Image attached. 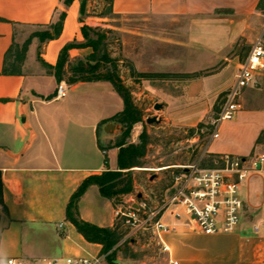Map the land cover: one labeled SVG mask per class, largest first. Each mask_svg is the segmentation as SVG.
<instances>
[{"label": "crops", "instance_id": "0c3cea01", "mask_svg": "<svg viewBox=\"0 0 264 264\" xmlns=\"http://www.w3.org/2000/svg\"><path fill=\"white\" fill-rule=\"evenodd\" d=\"M65 1L0 0V259L39 262L103 254L102 245L87 242L67 219V207L88 178L119 169V137L125 129L115 135L106 130L110 125L122 126L113 119L125 104L107 81L68 84L67 97L56 98L59 82L53 68L63 48L85 43L81 28L94 27L98 19L92 13L95 1H88L82 19V0L70 6ZM98 3L101 7L104 0ZM263 11L264 0H114L112 20L168 26L170 34L163 39L172 47L170 63L165 65L170 69L156 72L177 76L163 81L143 79L141 85L163 106L161 122L194 128L210 113L203 112V104L215 105L234 84L249 47L261 35ZM63 14L61 35L44 42L32 39L20 73H5V68L13 66L18 47L37 32H52ZM92 53L91 48L72 49L70 62L75 64ZM140 72L151 71L142 68ZM109 100L113 109L107 105ZM219 135L208 146L209 157L264 156V70L245 90L235 118L221 123ZM144 157L143 165L132 171L145 168ZM136 185L134 181L133 193L151 201L164 190L139 191ZM78 210L83 221L100 228H114L119 222L116 212L123 211L103 197L96 185L81 197ZM255 226L241 224L236 233L215 235L181 228L162 234V242L149 235L155 237L156 260L165 264L170 258L179 264H264V229L256 233ZM134 233L146 236L145 231L127 236ZM125 238L119 247L127 242ZM162 243L169 252H164ZM116 259L118 264H131Z\"/></svg>", "mask_w": 264, "mask_h": 264}, {"label": "rangeland", "instance_id": "374dc122", "mask_svg": "<svg viewBox=\"0 0 264 264\" xmlns=\"http://www.w3.org/2000/svg\"><path fill=\"white\" fill-rule=\"evenodd\" d=\"M93 1H95L93 5L96 6V9L92 13L94 17L98 18L94 21V24H96L94 27L113 30V33L110 34L108 50L111 57L118 60L116 70L108 65L103 69V72H107V70L116 72L122 83L129 90L132 103L142 116V122L133 127L130 137L126 139V143L138 144L143 132L148 135V146L144 157L146 166L143 170H133L129 174H131L133 181L137 182L136 186L139 191H156L158 188L167 189L170 185L173 170L162 172L157 170L169 165L193 164L199 160L203 152L201 147L207 142L211 134L210 124L218 118L223 102L218 99L213 106L211 104H203V112L209 111L210 113L203 122L194 128H176L171 124H164L163 121L160 124H148V119L150 118L157 117L162 120L160 117L161 111L155 109L158 100L153 96H149L145 87L141 85L143 79H140L138 74L141 73L140 69L142 68L151 71L147 74H157L156 69L164 71L170 69L169 66L165 65L170 63L172 47L170 42L163 39L170 34V30L167 28L168 26L131 23L123 18L103 21L100 15L103 13L106 4L104 2L99 7L98 0ZM91 6L92 4H90ZM108 25L110 26L107 27ZM260 30L261 34H264V11L262 12ZM139 33H142L143 40H141ZM249 49L251 50L250 47ZM90 55H84L82 58L77 59L76 63L79 61L86 62ZM158 74H167L171 79L177 76L171 73ZM107 105L111 109L115 107L110 100ZM124 129L123 125H114V128L107 134L115 135L120 131H124ZM119 138L122 140L123 135ZM213 160L214 157H208L204 161L203 166L214 167ZM261 188L262 180L258 176L250 178L242 184L241 192L245 201L242 224L245 227L252 228L264 220ZM132 195L133 197H131ZM132 195L116 197V205L126 211L129 208L131 199L134 201L138 200L136 193ZM145 233V237L140 236L138 233L131 235L127 242H124L119 247L116 258L120 257L124 263L127 260L131 264H165V260H156L155 237L152 234L149 235V232ZM130 240L134 242H130Z\"/></svg>", "mask_w": 264, "mask_h": 264}, {"label": "built area", "instance_id": "2783aa9c", "mask_svg": "<svg viewBox=\"0 0 264 264\" xmlns=\"http://www.w3.org/2000/svg\"><path fill=\"white\" fill-rule=\"evenodd\" d=\"M263 70L264 34H261L255 40L247 59L241 64L234 84L224 96L221 112L211 123L213 131L199 160L188 166L173 168L169 187L157 195L155 201H151L149 197L137 201L132 199L126 211L116 212L118 219H125L124 226L129 232H150L156 235L160 242L162 234L174 233L181 228L208 235L236 233L242 224L245 205L241 192L242 184L255 176L262 180L261 200L264 208V156L243 158L226 154L214 158V167L203 166L209 157L208 146L220 136L221 123L235 118L242 108L245 90L254 85L255 77ZM67 94L68 84L62 81L57 87L56 98L65 99ZM263 229L264 220L254 227L256 233ZM128 238L126 236L124 241ZM162 248L164 252H169V248L163 243ZM0 264H108V262L107 255L101 254L67 256L63 259L39 262L7 258L0 259ZM168 264L179 262L170 258Z\"/></svg>", "mask_w": 264, "mask_h": 264}, {"label": "trees", "instance_id": "16d2710c", "mask_svg": "<svg viewBox=\"0 0 264 264\" xmlns=\"http://www.w3.org/2000/svg\"><path fill=\"white\" fill-rule=\"evenodd\" d=\"M73 1L75 0H66L65 5L70 6ZM88 1L89 0H82L81 2V19L86 16ZM104 2L106 5L100 18L112 19L114 16V0H104ZM64 19L65 14L61 16L60 22L52 28V32H37L21 47H18L14 55L15 59L13 66L11 68H5L4 72L19 74V68H21V65L26 59L32 39L37 37L42 42L57 39L62 33ZM81 32L85 39V43H71L63 48L58 63L53 68L55 70V77L59 83L65 81L69 85L92 81H107L113 84L117 92L123 98L125 104L124 111L115 116L113 121L122 124L125 128V132L123 133V139L118 145L120 148L118 156L119 169L116 171L107 170L102 175L88 178L71 198L67 207V219L75 226L78 233L81 234L87 242L103 246L102 253L107 255L108 264H118L116 256L119 244L129 233V229L124 226L125 219H118L119 222L114 228H100L80 218L78 203L92 185L98 186L101 195L114 202L118 196L131 195L134 192V181L129 173L133 168L143 165L141 159L146 155L148 135L146 132H143L140 136V143L138 145H126V139L130 137L133 127L142 122V116L132 103L129 90L122 83L116 72L113 70L103 72V69L108 65L112 66L114 70L117 69L118 60L112 58L108 50L110 45V34L113 33V30L84 25L81 28ZM85 48H91L93 50V53L87 58L86 62L79 61L75 64L71 63L69 51L72 49ZM138 77L146 80L170 78L167 74L158 73H139ZM191 77H198V75ZM225 95L226 93L219 97L221 102H223ZM210 130L212 133L213 128L211 127ZM2 188L0 175V199L2 197Z\"/></svg>", "mask_w": 264, "mask_h": 264}, {"label": "water", "instance_id": "95a60500", "mask_svg": "<svg viewBox=\"0 0 264 264\" xmlns=\"http://www.w3.org/2000/svg\"><path fill=\"white\" fill-rule=\"evenodd\" d=\"M162 108H163V106L160 104H157L155 106V109L158 111H160ZM160 123H161V119H158L157 117L148 119V124H160ZM113 128H114V125H110L106 131L110 132V130ZM138 198L141 199L142 195H139Z\"/></svg>", "mask_w": 264, "mask_h": 264}]
</instances>
